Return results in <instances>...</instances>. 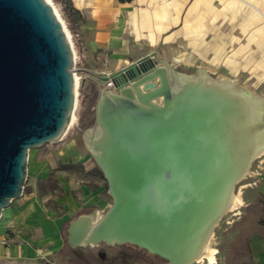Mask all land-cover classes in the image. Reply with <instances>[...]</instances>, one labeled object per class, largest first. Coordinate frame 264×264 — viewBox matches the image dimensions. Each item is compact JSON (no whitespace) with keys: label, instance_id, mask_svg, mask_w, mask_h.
Listing matches in <instances>:
<instances>
[{"label":"water","instance_id":"95a60500","mask_svg":"<svg viewBox=\"0 0 264 264\" xmlns=\"http://www.w3.org/2000/svg\"><path fill=\"white\" fill-rule=\"evenodd\" d=\"M75 61L49 0H0V219L23 193L30 150L70 127ZM81 70L104 84L83 133L112 203L72 218L68 244L130 243L192 264L264 151L259 97L181 72L157 50L108 74Z\"/></svg>","mask_w":264,"mask_h":264},{"label":"crops","instance_id":"0c3cea01","mask_svg":"<svg viewBox=\"0 0 264 264\" xmlns=\"http://www.w3.org/2000/svg\"><path fill=\"white\" fill-rule=\"evenodd\" d=\"M67 1L78 19L81 52L97 55L110 72L157 50L181 72L203 69L209 74L243 75L256 91L264 87V0ZM52 144L46 152L29 153L32 189L3 212L0 264L54 263L66 224L84 213L98 218L111 205L86 142L81 146L75 136L65 133ZM56 161L80 165L98 178L92 184H80L74 194L73 182L62 171L59 214L40 204L35 186V181L48 180ZM258 162V191L264 201V159ZM247 244L253 264H264V231L251 233Z\"/></svg>","mask_w":264,"mask_h":264},{"label":"rangeland","instance_id":"374dc122","mask_svg":"<svg viewBox=\"0 0 264 264\" xmlns=\"http://www.w3.org/2000/svg\"><path fill=\"white\" fill-rule=\"evenodd\" d=\"M51 1L70 33V39L72 40L76 56L75 67L76 75L78 76V86L76 88L75 120L66 133L67 136H75L77 142L81 146H84L85 135L83 131L95 127L97 103L101 96L102 89L104 88V84L99 78L87 74L81 69L87 68L99 74H108L106 72H111L109 71V67H105L104 60H102L103 64L98 61L97 55H92V57L88 55L84 56L81 52L82 35L79 29L78 19L76 14L69 9L68 1ZM107 66H109V64ZM178 69L181 70V68ZM190 70V73L195 72L194 69ZM209 75L212 77L224 75L236 79L241 85L250 88L254 93L261 96L264 95L263 86H260L256 91L255 87H253L243 75L238 77H231L220 73ZM53 145L52 143H45L40 147L32 148L30 153L38 150L46 152L47 150H51ZM259 159H264V152L260 153L254 159L246 176L236 184L235 192L241 193L244 200L243 205L235 209H228L213 230L211 245L213 248L217 249V262L213 264H253L247 238L253 232L264 231V201L258 191L257 180L259 176L257 172ZM55 163L56 167L53 169L48 180L35 181V186L36 195L39 197L40 204L46 206V208H55L57 214H59L62 212L63 208L61 197L64 189L60 178L62 171L66 172V178L73 182L74 194L78 193L80 184H92L94 181H98V178L96 179L92 173L86 172L80 165L64 166L57 161ZM262 169H264V167ZM97 173L99 174L98 170ZM32 177L31 171L28 170L27 180L23 190L24 194H27L32 189ZM102 178L103 186L107 189L104 177L102 176ZM23 193L5 207L4 211H7L10 206H13L21 199ZM110 203H112L111 196ZM2 220L3 216L0 221ZM66 232L65 226L63 228V234L65 235ZM59 249L61 250L56 255V258H54V263L51 264H169L127 243L107 244L102 242L99 244L78 245L73 247L64 239L63 245ZM192 264L210 263L208 259L204 258L200 261L195 260Z\"/></svg>","mask_w":264,"mask_h":264},{"label":"bare ground","instance_id":"6f19581e","mask_svg":"<svg viewBox=\"0 0 264 264\" xmlns=\"http://www.w3.org/2000/svg\"><path fill=\"white\" fill-rule=\"evenodd\" d=\"M50 3L53 5L52 1L49 0ZM54 7V5H53ZM55 11L57 12L58 16L60 17L58 11L56 10V8L54 7ZM63 25H64V28L68 34V37L70 39V33L68 32V29L66 28L65 24H64V21L62 20V18L60 17ZM71 43H72V40L70 39ZM73 45V43H72ZM200 75H204L208 81H221L222 83H225L227 85H230V86H233L235 88H238V89H241V90H244V91H247L249 93H252L254 95H257L260 99V103L262 105V108L264 109V97L261 96V95H258L256 93H254L250 88L246 87V86H243L241 85L236 79H232L230 77H227V76H224V75H219L217 77H212L211 75H209L207 72H205V70H200ZM76 77V88L78 86V76L75 75ZM76 95H77V91H76ZM75 120V115L73 114L72 116V121H71V124L74 122ZM70 124V126H71ZM92 128L88 129V134H91V130ZM88 139V138H86ZM264 152V151H263ZM261 152V153H263ZM243 197L241 195V193H237L234 191L233 195H232V199H231V202H230V206L228 209H235V208H238L240 206L243 205ZM213 233V232H212ZM212 233L210 234V236L208 237L205 245H204V248L202 249L200 255L197 257L196 261H200L204 258L208 259L209 263L210 264H213V263H216L217 262V259H216V253H217V249L213 248L211 243H212Z\"/></svg>","mask_w":264,"mask_h":264},{"label":"trees","instance_id":"16d2710c","mask_svg":"<svg viewBox=\"0 0 264 264\" xmlns=\"http://www.w3.org/2000/svg\"><path fill=\"white\" fill-rule=\"evenodd\" d=\"M97 168H98V170L100 171V173L102 174V176H104L103 173H102V171H101V169H100L99 167H97ZM106 186H107V188H108L107 181H106ZM67 225H68V223L66 224V230H67ZM63 235H64V234H63ZM64 239H65V241L68 243V241H67V232H66L65 235H64ZM127 244H130V243H127ZM130 245H131L132 247H135V248H137V249H139V250H141V251L147 253V254H150V253H148L147 251H145V250H143V249L137 247L136 245H133V244H130ZM150 255H152V254H150ZM152 256H154V255H152Z\"/></svg>","mask_w":264,"mask_h":264},{"label":"built area","instance_id":"2783aa9c","mask_svg":"<svg viewBox=\"0 0 264 264\" xmlns=\"http://www.w3.org/2000/svg\"><path fill=\"white\" fill-rule=\"evenodd\" d=\"M74 47V46H73Z\"/></svg>","mask_w":264,"mask_h":264}]
</instances>
